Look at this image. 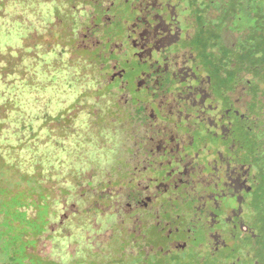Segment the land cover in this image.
<instances>
[{"label":"flooded vegetation","instance_id":"obj_1","mask_svg":"<svg viewBox=\"0 0 264 264\" xmlns=\"http://www.w3.org/2000/svg\"><path fill=\"white\" fill-rule=\"evenodd\" d=\"M93 3L96 18L113 27L101 72L118 82L136 125L130 173L141 192L136 210L148 215L136 217V227L153 220L170 246L195 253V264H264V67L238 68L235 51L243 46L226 43L231 0ZM238 4L262 37L264 0ZM231 34L240 37L238 29ZM93 36L97 49L101 40ZM230 47L234 52L225 54ZM168 112L177 130L185 129L179 137L160 123ZM202 152L208 159L196 166Z\"/></svg>","mask_w":264,"mask_h":264},{"label":"rangeland","instance_id":"obj_2","mask_svg":"<svg viewBox=\"0 0 264 264\" xmlns=\"http://www.w3.org/2000/svg\"><path fill=\"white\" fill-rule=\"evenodd\" d=\"M73 5L71 0H0V254L17 243L32 257L26 264H34L33 260L37 264H134L136 251L150 246L153 250L147 252L144 264H179L180 256L185 263L195 264L188 260L193 252L170 246L153 220L142 229L135 225V201L141 192L134 185L136 179L125 180V169L131 170L129 160L135 153L133 126L120 116L126 105L118 82L101 72L102 52L76 55L85 72L81 77L73 73L67 56L47 49L53 43L63 44L59 37L73 18ZM231 10L226 43L248 46L245 30L250 14L238 3ZM217 22L214 19L208 26L216 27ZM235 29L240 31L238 38L231 34ZM82 36L80 30L78 42ZM72 42L71 38L66 44L72 48ZM69 88L83 91L78 101L74 102L75 93ZM129 100L123 96L124 103ZM19 108L22 114L24 109L34 113L19 117V122L41 125L40 133L9 127L11 113ZM56 108H62V118L55 115ZM89 108L94 118L87 117ZM77 112L84 116L82 126L75 127L76 132L64 130L71 127ZM160 116L164 130L179 137L183 130L173 125L175 114ZM165 135L164 131L162 140ZM194 141L198 142V133ZM211 146L209 142L205 149ZM207 159L202 152L194 163L198 166ZM142 213L146 215L143 209ZM157 213L161 216L160 210ZM131 229L134 234L129 235ZM146 235L152 238L150 244L135 242ZM60 238L65 242L62 257L55 251ZM128 253L132 258L126 260Z\"/></svg>","mask_w":264,"mask_h":264},{"label":"trees","instance_id":"obj_3","mask_svg":"<svg viewBox=\"0 0 264 264\" xmlns=\"http://www.w3.org/2000/svg\"><path fill=\"white\" fill-rule=\"evenodd\" d=\"M94 0H71L72 5L76 4L72 9V15L73 18H71V20L68 22V25H66L64 27V32L62 33L61 31V36L59 37V39L63 40V44L62 43H53L48 46V51H51L52 49H56L57 52V56H67L66 62L67 64L70 63L73 66L74 69V74L75 75H80L82 77V75L85 73L81 67H79V64L77 62V60H75L76 55L78 56L83 54V52H92L94 50L98 51L99 53H105L106 52V48H104L106 46V42H104L105 38L110 35L111 32V27L112 25H107L106 22L103 21L100 22L96 16L98 15V8H96V6L93 3ZM239 0H231L230 8L234 9L235 3H238ZM85 5V8H81L80 6ZM80 7V8H79ZM79 15V16H77ZM103 24V25H102ZM61 26V25H59ZM101 26V27H100ZM113 28V27H112ZM249 29L250 31L253 33V36L250 38L249 42H248V46L242 47L241 50H237L235 51L238 55V57H235V61L238 64V68L239 69H243V70H253L255 69L257 66H262L264 67V20L262 23V37L258 38L255 35V32L257 33L258 28H257V24H254L253 22H251L249 24ZM82 30L83 31V36L80 39V42H78V38L76 37L77 34H79V31ZM91 32V33H90ZM96 35L101 42H99V45L97 46V49H94L95 44L92 43L93 40H95V36ZM93 36V37H91ZM102 36V37H101ZM85 37H87V39H85ZM73 39L72 42V48H70V46H68L66 43H68L69 39ZM215 42H217V40H215ZM57 46V47H56ZM231 49L225 52V54H230L229 52H234L232 47H230ZM80 52V53H78ZM81 57V56H80ZM82 58V57H81ZM224 59L229 60L226 56L224 57ZM81 63V62H80ZM100 74V73H99ZM72 92L75 93L74 95V102L78 101V99L80 98V96L82 95L81 93L83 92L81 89L79 90H75L73 88H69ZM32 92V91H30ZM80 94V96L78 95ZM96 99V98H95ZM97 100V99H96ZM19 110V111H18ZM21 109H16L15 111H13L11 113V119L9 120V127L12 128V130L14 131L16 128H18L19 131H23V132H27L28 130L34 132V135H36L37 133H40V131H42V126H36L34 123H23L21 124V122H19L18 118L19 117H23V116H29V117H33L34 113L33 111H28L26 109H24L26 114H22L20 113ZM23 112V110H22ZM91 114H89L87 117L89 119L94 118V111L92 112V110L89 108V111ZM128 113L127 110L124 112L120 113V116H124L126 118H128V115L126 114ZM57 114V117L62 118V108L59 109H55V115ZM92 116V117H90ZM75 120L73 121V124L71 125V127L69 128L68 126L64 127V130L66 131H75V127H79L82 126V122H83V118L84 116H79L78 112L75 116ZM131 124V123H130ZM136 126V125H135ZM135 126L133 125V128H130L131 130V136L133 135V132L135 130ZM69 129V130H68ZM3 133L6 134L7 131L5 129H3ZM3 142L7 143L8 141H6L5 139H3ZM58 143V141H56V144ZM127 159L129 156V153L126 154ZM130 162V160H129ZM129 168V166H128ZM127 169H125L126 174L128 172L127 177L125 178V180L130 183L131 182V170L129 171ZM119 192H122L121 189H119ZM123 197L126 198L125 193L123 194ZM142 208H139V210H137V216H146L143 215L142 210H140ZM141 219H143L141 217ZM145 226V225H144ZM131 228H133V226H131ZM135 228V227H134ZM142 229V227H139ZM133 234L132 229L129 231V235ZM148 236V235H147ZM135 242H137L139 245L140 244H146L143 243L142 240H139L137 238H135ZM146 242V241H145ZM65 242H63V238L57 239L56 241V246L59 247L56 248V253L59 257H62V252L61 250H64L63 245ZM61 249V250H60ZM143 249H139L136 251L138 258H136L134 261V264H144V262L146 261L147 257L146 255H148V251H142ZM132 253H128L125 258L127 257L126 260L131 259L132 258ZM195 253H192V256L188 259V260H192L194 257ZM32 257H30V255L26 252V250L23 247H19V245L17 243H14L13 246H11L8 249L4 250V254H0V264H26L25 260H31ZM185 258H182L181 256L178 257V263H184L185 264ZM34 264H37V260H33ZM131 264V263H129Z\"/></svg>","mask_w":264,"mask_h":264}]
</instances>
